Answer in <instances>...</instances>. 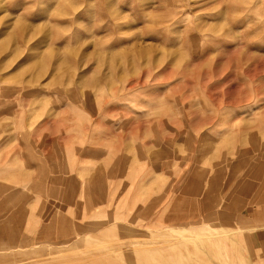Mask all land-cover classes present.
<instances>
[{"label": "rangeland", "instance_id": "1", "mask_svg": "<svg viewBox=\"0 0 264 264\" xmlns=\"http://www.w3.org/2000/svg\"><path fill=\"white\" fill-rule=\"evenodd\" d=\"M26 159L82 191L1 213L0 264H264V0H0V172L31 196Z\"/></svg>", "mask_w": 264, "mask_h": 264}, {"label": "crops", "instance_id": "2", "mask_svg": "<svg viewBox=\"0 0 264 264\" xmlns=\"http://www.w3.org/2000/svg\"><path fill=\"white\" fill-rule=\"evenodd\" d=\"M26 162L29 165L36 163V160L26 159ZM36 166V168L40 169L39 171L28 172L24 175L27 176L25 177L26 188L29 191L31 190V196L25 194L21 187L23 186L22 173L19 175L15 172H0V180L4 179V176L6 177L5 179L9 176L15 180L13 189L12 185L0 182V214L3 212L15 213V216L11 217V214V218L9 217V219L15 218L14 220L16 221L23 220L24 216L22 212L26 211V208H24L26 204H40L44 206L45 211H50L55 202V190H59V187L66 190L63 196L64 201H67L69 205L76 203L75 198L82 191V186L80 183H77L76 178H66L60 175L57 178L60 181L56 182V178L52 177L49 171L40 168L38 165ZM91 181H89V185H86L84 189L85 195L89 198L87 204H84V211L86 212V216L96 218L97 220V218L102 217V179L99 175H96L94 182L92 183ZM5 220L6 218L0 215V236L4 235L5 226L1 222ZM52 226L54 227V225Z\"/></svg>", "mask_w": 264, "mask_h": 264}, {"label": "bare ground", "instance_id": "3", "mask_svg": "<svg viewBox=\"0 0 264 264\" xmlns=\"http://www.w3.org/2000/svg\"><path fill=\"white\" fill-rule=\"evenodd\" d=\"M262 229V228H261Z\"/></svg>", "mask_w": 264, "mask_h": 264}]
</instances>
